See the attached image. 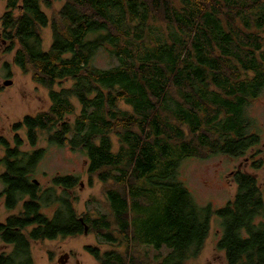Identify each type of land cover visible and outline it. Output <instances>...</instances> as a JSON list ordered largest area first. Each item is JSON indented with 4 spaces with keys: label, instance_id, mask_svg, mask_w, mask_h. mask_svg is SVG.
Listing matches in <instances>:
<instances>
[{
    "label": "trees",
    "instance_id": "1",
    "mask_svg": "<svg viewBox=\"0 0 264 264\" xmlns=\"http://www.w3.org/2000/svg\"><path fill=\"white\" fill-rule=\"evenodd\" d=\"M2 1L6 53L33 72L51 102L15 131L25 129L33 149L45 136L84 154L90 178L109 185L110 214H79L73 176L56 177L41 194L33 176L44 151L22 152L18 137L0 161L7 208L31 201L0 225V243L14 247L0 264H35L33 242L79 238L86 225L108 246L86 248L98 264H191L214 221L227 264H264L258 180L235 173V198L216 209L200 206L180 174L190 159L256 156L261 139L249 108L264 92V0H53L63 3L57 20L43 8L51 0ZM100 52L117 63L95 66ZM49 205L51 217L43 212ZM148 247L169 252L149 258Z\"/></svg>",
    "mask_w": 264,
    "mask_h": 264
},
{
    "label": "rangeland",
    "instance_id": "2",
    "mask_svg": "<svg viewBox=\"0 0 264 264\" xmlns=\"http://www.w3.org/2000/svg\"><path fill=\"white\" fill-rule=\"evenodd\" d=\"M53 2L44 10L53 19L57 20V11L62 7V2ZM7 13V3L0 1V119L7 122V126L13 124L15 127L26 116L35 115L50 107L49 90L38 84L33 79V72H25L13 65L14 54L6 53L9 43L4 44V35L1 19ZM44 46L49 48L52 43L51 29L43 30ZM117 63L116 60L104 52H100L95 58V66L99 68H110ZM5 64L13 66V77L6 79L7 70ZM13 82L12 86H6V82ZM250 116L257 120V131L260 134V144L251 155L241 159L230 158L225 155L204 157L202 159H190L184 162L180 169L181 179L194 195L200 206H213L216 209L223 208L231 202L238 191L235 182V173L242 171L254 176L264 191V92L262 96L249 108ZM14 131V130H13ZM11 132V128H8ZM23 139L21 151L32 152L34 150L44 151L43 158L39 162L33 179L39 181L40 193L50 189L53 180L58 176H73L78 180V185L71 190L73 203L80 215L84 213L97 214L104 212L110 214V207L106 200V192L109 185L102 183L97 177L90 178L88 174L89 161L87 157L71 150L68 147L50 145L47 137L41 136L39 144L34 149L27 142L26 130L15 132ZM15 149V145H11ZM2 157L1 159H3ZM252 161H260V165L253 167ZM3 172L0 169V174ZM0 182V191L2 190ZM22 206L15 212H9L2 200H0V223H4L11 215H19ZM56 211L55 206H47L43 212L49 217ZM264 219V218H263ZM222 229L217 221L212 224L209 238L200 256L191 264H227L224 252L217 249ZM3 246L4 244L1 243ZM87 247H99L106 250L108 246L103 244L95 234L80 236L79 238L58 239L55 241L33 242L32 254L35 264H60V259L65 254L70 255L68 264H98L94 257L87 251ZM148 250V251H147ZM12 251L7 252L9 254ZM168 250L158 252L153 248L142 249V253L154 259L165 257ZM65 261V260H64Z\"/></svg>",
    "mask_w": 264,
    "mask_h": 264
},
{
    "label": "flooded vegetation",
    "instance_id": "3",
    "mask_svg": "<svg viewBox=\"0 0 264 264\" xmlns=\"http://www.w3.org/2000/svg\"><path fill=\"white\" fill-rule=\"evenodd\" d=\"M7 41L4 40V44H6ZM8 49V47H7ZM6 79H11V78H8V76H6ZM10 81V80H8ZM8 128H11V132H8ZM14 126L13 124H10L9 127L7 126V122L3 121L0 119V161H3L6 156H7V151L8 149H12L11 148V145L13 143V145H17V138L19 137L18 135H16L15 137L13 136V139L11 140L10 138V135H15L14 133ZM15 132H18V131H15ZM257 147L253 148L252 150H256ZM2 157H4L3 159H1ZM0 169L3 170V172L0 174V182L2 184V190L0 191V200H2L4 202V205L6 207V209L9 211V212H15L16 209L19 207V206H22V210L24 209V204L26 202H30L31 201V196L28 195L24 198L23 201H21L13 210H9L7 208V196L5 194V190H6V187H5V184H4V176L7 174V169H6V166L3 165V164H0ZM40 186V183L38 184V187ZM40 191V190H39ZM16 215L14 214H11L4 223H0V225L2 224H6V222L10 219V217H15ZM12 245H7V244H4L3 246L1 245L0 243V256L1 254H7L8 251H10V249H12ZM14 249V247H13ZM9 255V254H8ZM67 255V254H65ZM69 255V254H68ZM70 255L67 256V261L65 264H68L69 263V260H70Z\"/></svg>",
    "mask_w": 264,
    "mask_h": 264
},
{
    "label": "water",
    "instance_id": "4",
    "mask_svg": "<svg viewBox=\"0 0 264 264\" xmlns=\"http://www.w3.org/2000/svg\"><path fill=\"white\" fill-rule=\"evenodd\" d=\"M6 86H12L13 85V82L12 81H7L6 83ZM34 182L38 183L39 184V181L38 180H34ZM81 221L83 222V219H81ZM86 225V224H85ZM89 234V227L88 225L85 226V235H88ZM67 256H69L68 254L67 255H64L61 257L60 259V264H65L67 261H64V260H67Z\"/></svg>",
    "mask_w": 264,
    "mask_h": 264
}]
</instances>
